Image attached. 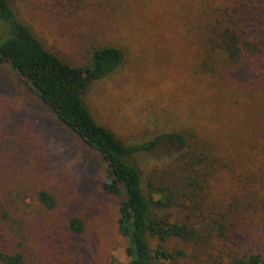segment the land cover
<instances>
[{"label":"rangeland","instance_id":"rangeland-1","mask_svg":"<svg viewBox=\"0 0 264 264\" xmlns=\"http://www.w3.org/2000/svg\"><path fill=\"white\" fill-rule=\"evenodd\" d=\"M221 0H8L16 18L43 46L81 67L101 46L121 50L122 61L89 82L82 100L96 122L133 144L179 132L184 143L166 139L128 161L140 171L142 190L150 175L176 164L178 153L206 154L193 195L220 207L248 186L264 201V79L215 67L203 72L194 35L201 23L197 3ZM0 32L1 29H0ZM205 61V60H204ZM211 62L208 63V66ZM104 163L60 124L33 89L0 63V239L21 234L30 264L125 262L126 239L117 230L120 196L105 193ZM201 182L202 188L199 187ZM55 200L45 208L35 192ZM7 210L20 224L2 218ZM153 215L190 225L196 211L153 208ZM232 242L259 249V215L249 209ZM77 215L83 230L72 234L65 219ZM5 220L6 222H4ZM172 246V244H171Z\"/></svg>","mask_w":264,"mask_h":264},{"label":"trees","instance_id":"trees-1","mask_svg":"<svg viewBox=\"0 0 264 264\" xmlns=\"http://www.w3.org/2000/svg\"><path fill=\"white\" fill-rule=\"evenodd\" d=\"M221 1L209 12L210 3H197L195 7L201 23L194 39L203 56V72L212 74L216 66H227V71L234 73L233 79L240 74L244 81H256L251 69L257 68L264 79V0ZM0 29V63H7L60 124L97 152L105 170L102 190L121 198L117 230L126 239L127 259L111 264H264V243L259 249H246L231 241L249 209L259 215L264 239V201L256 186L244 188L220 207L208 204L204 197L191 193L198 185L206 154L196 156L189 149L176 155V164L159 175H150L144 193L140 171L127 158L151 151L166 139L183 144V135L164 132L127 144L91 116L82 93L91 80L104 77L122 61L121 50L109 45L97 47L90 51L87 64L73 66L43 46L16 18L8 0H0ZM199 187L202 188L201 182ZM35 200L45 208L55 204L53 196L44 189L35 192ZM171 206L196 211L199 223L170 221L152 213L153 208ZM2 218L9 220L10 225L20 224L7 210H3ZM65 227L78 234L83 230V221L77 215H69ZM0 264H30L21 234L11 233L8 244L0 239Z\"/></svg>","mask_w":264,"mask_h":264}]
</instances>
